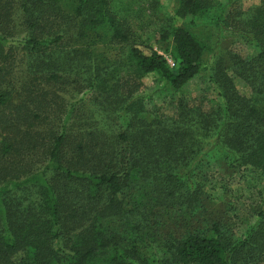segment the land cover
<instances>
[{
	"label": "trees",
	"instance_id": "1",
	"mask_svg": "<svg viewBox=\"0 0 264 264\" xmlns=\"http://www.w3.org/2000/svg\"><path fill=\"white\" fill-rule=\"evenodd\" d=\"M113 1L0 0V264H264V209L240 236L213 222L160 238L139 198L148 188L151 208L194 213L203 158L264 179V0H178L177 19L206 20L256 52L204 62L202 44L167 23L174 67L136 41ZM202 73L216 105L180 96L171 115L148 114L144 77L179 94Z\"/></svg>",
	"mask_w": 264,
	"mask_h": 264
},
{
	"label": "rangeland",
	"instance_id": "2",
	"mask_svg": "<svg viewBox=\"0 0 264 264\" xmlns=\"http://www.w3.org/2000/svg\"><path fill=\"white\" fill-rule=\"evenodd\" d=\"M158 7L152 11L150 0H114V10L124 18L131 27L136 41L144 42L158 54L163 56L169 65L173 61L169 57L171 49L169 42L160 39L161 27L167 23L183 28L204 47V62L213 56L223 58L227 63L226 54L236 52L244 58L255 54L253 45L242 37L230 32H220L214 24L203 19L191 17L184 20L174 16L178 0H157ZM222 4L226 0H219ZM243 9L257 5L259 0H242ZM17 36L16 40L19 41ZM107 58L114 59L115 53L101 49ZM174 64V63H173ZM174 67V66H173ZM139 95L143 98L146 111L150 116L155 114L171 115L175 101L180 96L191 103H203L206 108L218 103L207 73H202L192 79L179 94L162 89V82L155 75H147L142 79ZM237 89L246 93L245 85L234 79ZM199 181L202 183L203 195L201 206L194 212L186 211V215L178 217L175 211H164L151 208L148 188H143L139 198L150 211L151 221L156 224V236L163 238L165 234H182L183 231H202L209 229L211 223L219 222L227 230H232L236 236L243 234L254 224V215L258 209H264V179L257 171L251 169L234 170L227 167L221 159L203 158L199 164ZM125 203L131 204L126 198Z\"/></svg>",
	"mask_w": 264,
	"mask_h": 264
},
{
	"label": "built area",
	"instance_id": "3",
	"mask_svg": "<svg viewBox=\"0 0 264 264\" xmlns=\"http://www.w3.org/2000/svg\"><path fill=\"white\" fill-rule=\"evenodd\" d=\"M169 66H170V67H173V66H174V64H173V63H169Z\"/></svg>",
	"mask_w": 264,
	"mask_h": 264
}]
</instances>
